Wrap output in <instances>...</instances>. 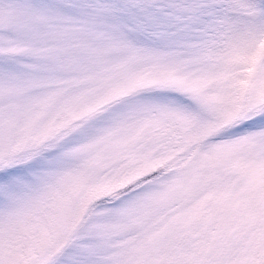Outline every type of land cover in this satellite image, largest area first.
Wrapping results in <instances>:
<instances>
[{
	"label": "snow or ice",
	"instance_id": "6c2138e0",
	"mask_svg": "<svg viewBox=\"0 0 264 264\" xmlns=\"http://www.w3.org/2000/svg\"><path fill=\"white\" fill-rule=\"evenodd\" d=\"M0 264H264V0H0Z\"/></svg>",
	"mask_w": 264,
	"mask_h": 264
}]
</instances>
